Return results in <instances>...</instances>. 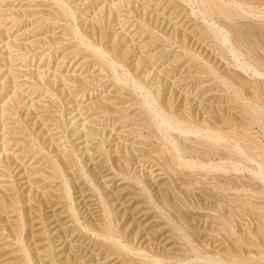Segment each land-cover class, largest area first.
Masks as SVG:
<instances>
[{
	"label": "rangeland",
	"instance_id": "374dc122",
	"mask_svg": "<svg viewBox=\"0 0 264 264\" xmlns=\"http://www.w3.org/2000/svg\"><path fill=\"white\" fill-rule=\"evenodd\" d=\"M263 226L264 0H0V264H264Z\"/></svg>",
	"mask_w": 264,
	"mask_h": 264
},
{
	"label": "bare ground",
	"instance_id": "6f19581e",
	"mask_svg": "<svg viewBox=\"0 0 264 264\" xmlns=\"http://www.w3.org/2000/svg\"><path fill=\"white\" fill-rule=\"evenodd\" d=\"M204 3L206 4V0H204ZM209 8H211V10L214 12H218V13H220V14H223L224 16H226V15H229V14H226V13H224V12H222V11H220V10H218V9H216V8H213V7H209ZM205 11V10H204ZM215 15V14H214ZM226 18H228V17H226ZM229 19V18H228ZM245 31H247L248 33H249V30H245ZM246 110V109H245ZM248 111V110H247ZM264 227V226H263Z\"/></svg>",
	"mask_w": 264,
	"mask_h": 264
}]
</instances>
